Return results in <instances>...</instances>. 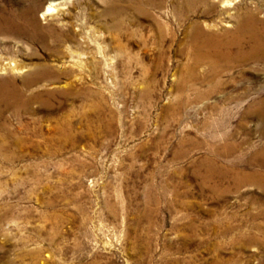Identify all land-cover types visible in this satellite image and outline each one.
I'll use <instances>...</instances> for the list:
<instances>
[{
  "label": "rangeland",
  "instance_id": "1",
  "mask_svg": "<svg viewBox=\"0 0 264 264\" xmlns=\"http://www.w3.org/2000/svg\"><path fill=\"white\" fill-rule=\"evenodd\" d=\"M181 1L39 0V23L64 27L65 39L53 53L23 39L13 56L58 75L36 91L67 93L1 114L0 264H264L263 189L205 182L201 164L264 149L253 112L264 64L225 71L202 92L180 87L188 22L223 16L219 5L183 7L179 22ZM230 141L232 156L211 154Z\"/></svg>",
  "mask_w": 264,
  "mask_h": 264
},
{
  "label": "bare ground",
  "instance_id": "2",
  "mask_svg": "<svg viewBox=\"0 0 264 264\" xmlns=\"http://www.w3.org/2000/svg\"><path fill=\"white\" fill-rule=\"evenodd\" d=\"M181 2L183 6L174 11L179 22L187 21L188 15L184 12L185 9L182 10L183 7L193 14L196 6L208 5L209 9H213L219 5L222 7L220 12L223 16L212 22H202L197 19L188 22L184 33L185 40L189 45L190 60L186 65L185 76L180 87H184L183 82L188 79L193 83L191 88L196 93L202 92L203 90L199 89L200 86L198 87L197 84L203 85L208 80L219 77L225 71L229 72L234 68H240L244 73L245 65L248 63L264 64V0H182ZM39 5V0H0V48H3L1 53H5L0 54V74H6L0 76V117L6 109L14 108L19 114L22 107L36 99L48 102L50 97L67 93L65 90L57 89L36 91L39 87L44 86L45 82L40 83L43 80L53 83L56 72L48 63L33 62L30 65H25L13 56L16 55L17 50L14 49L15 47L12 49L10 44L12 43L18 48L22 46L23 39L26 42H38L43 47L51 49L52 53L56 52L55 50L58 49L56 46L64 41L66 35L64 27L57 28L51 24L44 26L39 23L35 14ZM53 5L51 2L45 5L41 17L46 18L55 9ZM155 26L161 36L164 32L163 22L155 19ZM70 55L71 53L69 57ZM204 64L209 67L206 74L198 73L197 68ZM25 68L30 70L20 81L10 75L20 74ZM210 90L209 88L203 93ZM253 108V112L258 115L262 124L261 131L264 135V99ZM1 139H5V137L3 136ZM1 143L0 151L3 148ZM236 147L237 145L230 141L220 148L211 146L210 149L211 154L216 157H228ZM263 153L264 149L257 154L254 153L255 156L249 159L231 162V165L226 167H220L213 157L207 156L201 163L205 164V167L207 166V172L202 175L203 180L209 182L216 179L222 182L230 179L235 186L252 183L264 191V158L260 156ZM248 164L254 166L247 170Z\"/></svg>",
  "mask_w": 264,
  "mask_h": 264
}]
</instances>
